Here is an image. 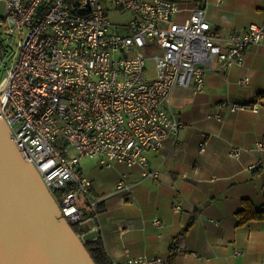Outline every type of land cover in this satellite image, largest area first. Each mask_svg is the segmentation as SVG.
<instances>
[{
    "label": "built area",
    "instance_id": "obj_1",
    "mask_svg": "<svg viewBox=\"0 0 264 264\" xmlns=\"http://www.w3.org/2000/svg\"><path fill=\"white\" fill-rule=\"evenodd\" d=\"M110 8L132 17L113 25ZM151 41L157 52L148 58L139 48ZM263 43L264 24L252 23L224 38L206 19L204 6L187 10L169 0H0V89L5 85L0 114L48 192H62L61 216L77 225L85 243L87 225L89 232L99 231V214L80 161L97 158L106 168L134 167L141 179L156 180L147 154L184 129L168 107L172 91L201 92L206 72L241 67L248 48ZM148 59L152 75H147ZM238 83L247 85L249 78ZM216 106L230 113L258 111L249 103ZM256 148L262 150L264 143ZM240 154L236 146L227 150L232 158ZM135 185L122 177L115 189L129 192ZM151 223L162 227L157 218ZM161 263L148 256L111 261Z\"/></svg>",
    "mask_w": 264,
    "mask_h": 264
},
{
    "label": "crops",
    "instance_id": "obj_2",
    "mask_svg": "<svg viewBox=\"0 0 264 264\" xmlns=\"http://www.w3.org/2000/svg\"><path fill=\"white\" fill-rule=\"evenodd\" d=\"M171 1L187 10L204 5L206 19L224 38L264 24V0ZM243 77L247 85L238 83ZM221 100L254 104L258 111L229 113L216 106ZM168 107L184 129L147 154L156 180L141 179L138 168L121 164L85 175L99 214V231L85 227L88 240L99 238L117 262L148 256L160 257L161 264H264V220L238 225L236 215L243 200L264 211V148H256L264 143V43L248 48L241 67L206 72L201 92L175 88ZM230 146L241 154L229 157ZM122 177L136 183L129 192L115 189Z\"/></svg>",
    "mask_w": 264,
    "mask_h": 264
},
{
    "label": "water",
    "instance_id": "obj_3",
    "mask_svg": "<svg viewBox=\"0 0 264 264\" xmlns=\"http://www.w3.org/2000/svg\"><path fill=\"white\" fill-rule=\"evenodd\" d=\"M10 134L0 114V264H94Z\"/></svg>",
    "mask_w": 264,
    "mask_h": 264
},
{
    "label": "rangeland",
    "instance_id": "obj_4",
    "mask_svg": "<svg viewBox=\"0 0 264 264\" xmlns=\"http://www.w3.org/2000/svg\"><path fill=\"white\" fill-rule=\"evenodd\" d=\"M171 1V0H170ZM176 2L180 7H183L179 2ZM108 19L111 21L113 25H124L126 24L130 19H131V14L128 11L125 10H118V8H110L109 11L107 12ZM118 32H123L122 29H118ZM139 51L145 54L146 57L150 58L152 57L156 52L157 49L154 45V41L149 42L147 46H143L139 48ZM153 74V60L148 59L147 60V75H152ZM117 165V164H113ZM103 169L106 168L98 163L97 158L89 159V158H84L80 161V170L81 173L89 176L91 173H93L96 169ZM62 192H56L53 194L54 196V201L57 205L58 199L61 197ZM81 200V198H80ZM58 207V205H57ZM84 217V216H83Z\"/></svg>",
    "mask_w": 264,
    "mask_h": 264
},
{
    "label": "trees",
    "instance_id": "obj_5",
    "mask_svg": "<svg viewBox=\"0 0 264 264\" xmlns=\"http://www.w3.org/2000/svg\"><path fill=\"white\" fill-rule=\"evenodd\" d=\"M243 208L237 212L238 225H243L252 220H264V211H257L253 209L252 204L247 201H242ZM192 221L188 225H190ZM73 231L78 234L79 228L77 225H71ZM184 229L182 233L185 231ZM84 247L89 253L94 264H111V261L107 257V254L104 250L103 244L99 238L93 240H86Z\"/></svg>",
    "mask_w": 264,
    "mask_h": 264
},
{
    "label": "bare ground",
    "instance_id": "obj_6",
    "mask_svg": "<svg viewBox=\"0 0 264 264\" xmlns=\"http://www.w3.org/2000/svg\"><path fill=\"white\" fill-rule=\"evenodd\" d=\"M200 6H204V5H200ZM221 101H226V100H221ZM220 102V101H219ZM218 103V102H217ZM222 109H225V108H222ZM230 113V112H229ZM261 142V141H260Z\"/></svg>",
    "mask_w": 264,
    "mask_h": 264
},
{
    "label": "flooded vegetation",
    "instance_id": "obj_7",
    "mask_svg": "<svg viewBox=\"0 0 264 264\" xmlns=\"http://www.w3.org/2000/svg\"><path fill=\"white\" fill-rule=\"evenodd\" d=\"M52 197L54 198V196L52 195Z\"/></svg>",
    "mask_w": 264,
    "mask_h": 264
}]
</instances>
